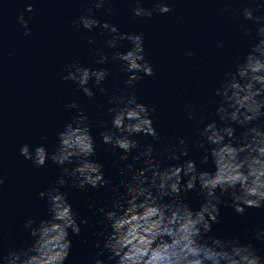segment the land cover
Here are the masks:
<instances>
[{"label":"water","instance_id":"1","mask_svg":"<svg viewBox=\"0 0 264 264\" xmlns=\"http://www.w3.org/2000/svg\"><path fill=\"white\" fill-rule=\"evenodd\" d=\"M164 2L172 10L165 14L154 11L150 19L133 17L136 0H111L104 8L93 9L96 19L115 25L120 33L143 34L144 55L154 75L141 73L143 78L133 89L125 83L128 73L120 71L121 62L112 59L114 52H126L131 47L130 42L123 40L118 49L109 48L106 41L111 35L106 30L94 27L89 31L72 23L87 14L91 0H0V177L3 178L0 248L5 254L9 249L26 248L31 243L32 237L24 230V223L29 218L37 222L48 218L47 201L39 198L38 193L56 185L62 175L60 166L51 160L39 168L26 160L20 154L21 146L28 144L34 150L44 145L49 153L53 152L58 146V133L82 110L89 118L97 146L92 159L103 164L105 177L112 183L98 189H77L72 186V180L65 177L68 183L61 191L68 193V200L78 216L88 219L87 224L80 225V236L69 230L72 248L65 264H94V255L100 251L95 243L104 239L96 235L105 223L98 209L111 207V198L115 196L112 186H118L125 178L119 170L136 155L133 150L129 160H118L120 150L116 149L113 154L112 147L103 144L100 135L106 130L102 127L103 121H108L111 127L108 101L121 95L122 89L135 91L138 102L149 110L155 109L150 111V116L160 142L155 143L150 136L137 135L135 138L142 147L152 144L157 152L163 153V149L171 145L179 147L177 138L183 137L188 141V155L171 163L182 164L194 159L198 170H215L211 159L207 164L200 163L204 150L197 146V130L213 120L221 123L215 115L220 99L215 90L221 85L224 74L234 71L256 42L257 25L245 20L242 13L244 7H255V4L252 0ZM258 2L264 4V0ZM29 3L32 12L25 11ZM141 6L154 9L156 5L154 0H143ZM109 7L111 12L107 10ZM21 13L31 29L28 36L24 35L18 21ZM261 14L264 9L254 13ZM245 28L252 30L251 37L245 35ZM89 38L93 43H89ZM97 50L108 55L107 63H95L99 59ZM188 52L193 55L188 56ZM75 62L90 69H107L108 77L100 85L106 91L101 93L90 80L88 86L95 95L89 99L75 82L64 80L65 65ZM70 101H76L78 109L66 108ZM189 104L194 113L191 119ZM252 123L264 125V118ZM233 126L237 136L244 131L238 125ZM167 155L159 157L164 161L162 167L169 163ZM135 166L140 168L142 164L137 162ZM125 175L130 178L131 173ZM185 198L193 210H199L202 198L196 190L189 191ZM228 203L230 205L231 200ZM89 204L94 207L89 209ZM259 229H264V208H246L245 214L239 215L231 206L221 205L219 223L212 225L209 235L237 237L242 243L253 244L258 254L264 255V242L256 238ZM106 257L107 253L99 258Z\"/></svg>","mask_w":264,"mask_h":264},{"label":"clouds","instance_id":"2","mask_svg":"<svg viewBox=\"0 0 264 264\" xmlns=\"http://www.w3.org/2000/svg\"><path fill=\"white\" fill-rule=\"evenodd\" d=\"M252 2L255 7H244L242 13L245 20L257 25L256 42L243 61L236 64L235 70L224 74L221 85L215 90L220 98L215 115L221 123L213 120L197 130V146L204 150L200 163L207 164L211 159L213 172L198 170L194 159L182 164L171 163L188 155V141L183 137L177 138L179 147L171 145L164 148L163 153L157 152L152 144L141 146L135 138L137 135L150 136L155 143L160 142V137L150 116V111L155 109L149 110L138 102L135 91L122 89L121 95L109 99L111 106L107 112L111 116V127L108 121L102 122L106 129L100 134L102 143L110 145L113 154L119 149L120 161L129 160L133 150L136 155L119 170L125 178L118 186H112L115 196L111 198V207L98 209L105 223L96 235L104 239L95 243L100 251L94 255V264H264V255L258 254L253 244L242 243L237 237L209 235L212 225L219 223L221 205L231 206L239 215H244L246 208H264V125L252 123L264 118V14L254 15L264 9V4L258 0ZM109 3L111 0H91L87 14L72 23L89 31L94 27L106 30L111 35L106 41L109 48L118 49L123 40L130 42L131 47L126 52L116 51L112 59L121 62L120 71L128 73L125 83L134 89L136 82L143 78L141 73L152 76L154 71L144 55L142 33H120L115 25L95 18L93 9H102ZM142 3L143 0H136V7L132 9L134 18L150 19L154 11L165 14L172 10L164 0H154V9L142 7ZM107 10L112 11L110 7ZM25 11L32 12V4L29 3ZM18 21L24 35H30L31 29L23 13ZM244 33L252 36L250 28H245ZM89 43H93L91 38ZM97 54L96 64L108 62L107 54L100 50ZM65 68L67 75L63 79L75 82L89 99L95 95L88 86L90 80L101 93L106 91L100 85L108 77L107 69H90L78 62L67 64ZM65 107L78 109L79 106L76 101H70ZM187 108L191 119L192 106L189 104ZM233 125L244 131L237 136ZM96 147L89 118L82 110L58 133V146L53 152L49 153L44 145L34 150L28 144L21 146L20 154L26 160H31L38 168L51 160L60 166L62 175L56 185L38 193L39 198L47 201L48 218L38 222L29 218L24 223V230L32 237L31 243L26 248L9 249L6 254L0 248V264H65L72 248L69 230L80 236V225L88 223V219H81L73 210L68 193L61 191L68 183L65 177L70 178L77 189H98L112 183L105 177L103 164L92 159ZM164 153L168 154L169 163L162 167L164 161L159 157ZM137 162L142 167L136 168ZM126 172L131 173L130 178ZM194 190L202 198L199 210H193L185 198ZM88 207L94 206L89 204ZM256 238L264 242V229L257 231ZM105 253L106 259H100Z\"/></svg>","mask_w":264,"mask_h":264}]
</instances>
